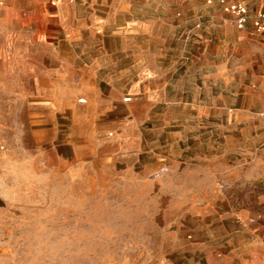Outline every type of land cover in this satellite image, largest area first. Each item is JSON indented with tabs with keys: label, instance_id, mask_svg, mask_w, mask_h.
<instances>
[{
	"label": "rangeland",
	"instance_id": "rangeland-1",
	"mask_svg": "<svg viewBox=\"0 0 264 264\" xmlns=\"http://www.w3.org/2000/svg\"><path fill=\"white\" fill-rule=\"evenodd\" d=\"M242 1L251 17L262 7ZM62 2L0 0V264H264V30L239 29L214 1L138 0L170 6L168 16L138 11L155 26L140 42L171 73L169 93L142 108L146 89L119 73L128 65L95 75L88 56L68 52ZM48 53L68 71L35 89L24 72ZM214 99L216 113L200 112ZM108 122L125 129L127 149L142 140L141 162L128 166L137 175L108 171L84 142H99L96 128ZM203 136L204 151L216 141L219 175L185 192L180 160L201 151L194 138Z\"/></svg>",
	"mask_w": 264,
	"mask_h": 264
},
{
	"label": "crops",
	"instance_id": "crops-1",
	"mask_svg": "<svg viewBox=\"0 0 264 264\" xmlns=\"http://www.w3.org/2000/svg\"><path fill=\"white\" fill-rule=\"evenodd\" d=\"M137 2L138 0H63L64 9L60 16L63 18L62 23L66 31L72 33L65 42L67 50L69 49L73 56L81 58V60L83 56H88L89 61H92L91 64L97 67L94 70L95 75L109 76L110 72L106 73L109 68H115V71H119V68L128 65L127 71L120 69L119 73L123 75V80L127 84H132V88H138L139 91L146 89V94L142 92L138 93L139 98L135 105L142 108L146 106L148 108L154 104V100L151 101L149 96L161 97L167 92L169 93L171 88V73L157 68V62L162 59L161 56L163 54L154 53L150 49L151 43L144 44L140 42V38L152 40L155 26L154 22L150 19L141 21L138 17V11L161 9L165 11L162 15L168 16L170 6L167 3L154 8L151 4L139 6ZM159 22L162 26L165 23L164 19L159 20ZM116 24H120L118 30L113 28ZM129 34L137 39L132 41L127 40L126 38ZM167 40L166 36L165 41ZM57 57L52 53H48V55L44 54L34 69L25 70L24 75L28 76V81L36 82L34 85L35 89H38V87L39 90L51 89L54 78L61 73H67L68 69H65V67L63 69V66H66L68 63ZM138 66H140V69ZM138 80L139 83L135 84ZM41 81L46 82V86H38ZM37 82L39 83L37 84ZM179 90L180 87H176L174 98L178 96ZM215 93L216 91H213V94ZM182 104H185L184 99L174 101L172 105L179 106ZM198 106L200 112L203 113L208 112L211 114L212 112H217L215 99L213 104L209 101L206 104ZM169 111L170 105L167 107V112ZM133 121L131 129L134 132L141 133L143 129L142 124L138 120ZM98 128L100 136H102L99 142H95L88 137L84 140L90 146L93 154H95L94 158L96 160L105 159L106 164L111 163L113 167L107 169L108 171L118 174L130 173L137 175L136 169L133 167L129 170L128 166L141 162L143 155L141 154L142 149L139 146L142 140H133L129 145V149H127L125 146L128 144L125 138L122 137L127 133H125L123 127H120L116 123L108 122L100 125V127L97 126L96 129ZM199 130H206V128L203 127ZM185 134V131H182V135L180 136L183 137ZM194 142L200 146L201 151L198 154H194L193 157H181L180 162L182 167L180 168L179 166L177 172L179 177L184 178L179 181L181 186L185 187V192L199 191V189H195L193 186L199 185V180L203 176L217 178L219 175L218 170L212 167V162L217 163L221 160L216 154L217 151L214 147L216 145L215 139L213 141V149L211 146L208 151H204L206 148L204 136L195 137ZM161 144V148L165 150L162 151L160 156H156L158 162L167 161V152L171 146L169 140L163 141ZM152 153L153 155H157L153 151ZM97 170L99 171V169ZM106 173V171H103L102 175ZM193 208L195 207L193 206ZM164 244L171 251L178 249V246H176L175 241L171 239L170 235L165 237Z\"/></svg>",
	"mask_w": 264,
	"mask_h": 264
},
{
	"label": "built area",
	"instance_id": "built-area-1",
	"mask_svg": "<svg viewBox=\"0 0 264 264\" xmlns=\"http://www.w3.org/2000/svg\"><path fill=\"white\" fill-rule=\"evenodd\" d=\"M72 1V0H70ZM219 4L224 12L229 14L231 20L239 29H244L251 23L256 31L264 30V0L262 1V7L252 17L249 13L247 5L242 0H209ZM130 96H125L124 100H130Z\"/></svg>",
	"mask_w": 264,
	"mask_h": 264
}]
</instances>
